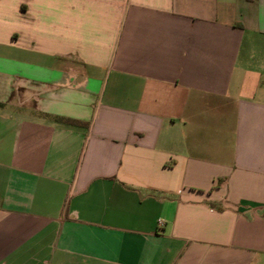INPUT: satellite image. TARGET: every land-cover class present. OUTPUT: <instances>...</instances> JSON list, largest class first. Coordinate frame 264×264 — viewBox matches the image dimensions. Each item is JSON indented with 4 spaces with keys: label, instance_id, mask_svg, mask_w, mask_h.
Masks as SVG:
<instances>
[{
    "label": "crops",
    "instance_id": "0c3cea01",
    "mask_svg": "<svg viewBox=\"0 0 264 264\" xmlns=\"http://www.w3.org/2000/svg\"><path fill=\"white\" fill-rule=\"evenodd\" d=\"M0 264H264V0H0Z\"/></svg>",
    "mask_w": 264,
    "mask_h": 264
},
{
    "label": "trees",
    "instance_id": "16d2710c",
    "mask_svg": "<svg viewBox=\"0 0 264 264\" xmlns=\"http://www.w3.org/2000/svg\"><path fill=\"white\" fill-rule=\"evenodd\" d=\"M57 121L65 123V124H69V125H75V126H85V123L76 121V120H72V119H68V118H61V117H56L55 118Z\"/></svg>",
    "mask_w": 264,
    "mask_h": 264
}]
</instances>
